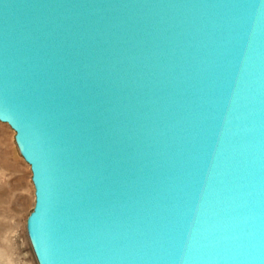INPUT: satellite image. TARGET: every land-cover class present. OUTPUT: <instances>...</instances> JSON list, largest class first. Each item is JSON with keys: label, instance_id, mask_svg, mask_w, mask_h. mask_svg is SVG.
I'll use <instances>...</instances> for the list:
<instances>
[{"label": "water", "instance_id": "95a60500", "mask_svg": "<svg viewBox=\"0 0 264 264\" xmlns=\"http://www.w3.org/2000/svg\"><path fill=\"white\" fill-rule=\"evenodd\" d=\"M0 122L38 264H264V0H0Z\"/></svg>", "mask_w": 264, "mask_h": 264}, {"label": "rangeland", "instance_id": "374dc122", "mask_svg": "<svg viewBox=\"0 0 264 264\" xmlns=\"http://www.w3.org/2000/svg\"><path fill=\"white\" fill-rule=\"evenodd\" d=\"M34 193L32 172L19 153L15 132L0 122V264H38L26 229Z\"/></svg>", "mask_w": 264, "mask_h": 264}, {"label": "bare ground", "instance_id": "6f19581e", "mask_svg": "<svg viewBox=\"0 0 264 264\" xmlns=\"http://www.w3.org/2000/svg\"><path fill=\"white\" fill-rule=\"evenodd\" d=\"M9 126V125H8ZM10 127V126H9ZM27 164V163H26ZM27 166H29L28 164H27ZM30 167V166H29ZM30 170H31V167H30ZM32 186L34 187V185H33V183H32ZM34 190H35V188H34ZM35 194V193H34ZM34 197H35V195H34ZM4 218V217H3ZM3 227V226H2Z\"/></svg>", "mask_w": 264, "mask_h": 264}]
</instances>
